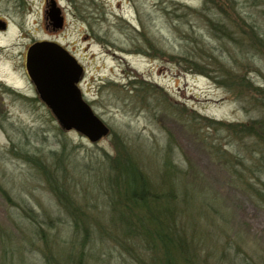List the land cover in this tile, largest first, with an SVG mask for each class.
<instances>
[{
  "label": "rangeland",
  "instance_id": "rangeland-1",
  "mask_svg": "<svg viewBox=\"0 0 264 264\" xmlns=\"http://www.w3.org/2000/svg\"><path fill=\"white\" fill-rule=\"evenodd\" d=\"M26 1L0 4V264L161 263L124 234L118 156L189 244L176 264H264V173L251 171L264 140L247 130L264 124V0L91 3L90 28L70 21L58 38L110 129L96 142L18 94L32 93L23 45L51 36L42 0Z\"/></svg>",
  "mask_w": 264,
  "mask_h": 264
},
{
  "label": "water",
  "instance_id": "water-1",
  "mask_svg": "<svg viewBox=\"0 0 264 264\" xmlns=\"http://www.w3.org/2000/svg\"><path fill=\"white\" fill-rule=\"evenodd\" d=\"M49 15L56 19L53 11ZM27 70L40 99L65 129H74L91 142L109 133V127L83 98L78 86L82 65L60 44L34 42L27 53Z\"/></svg>",
  "mask_w": 264,
  "mask_h": 264
},
{
  "label": "trees",
  "instance_id": "trees-1",
  "mask_svg": "<svg viewBox=\"0 0 264 264\" xmlns=\"http://www.w3.org/2000/svg\"><path fill=\"white\" fill-rule=\"evenodd\" d=\"M249 126L247 130L250 135H255L259 141L264 140L262 138L264 137V124L260 125V131L254 129L252 125ZM263 160L262 156L257 163L260 168L251 169L252 173L254 171L264 173ZM122 166L125 168V175L122 170L120 171ZM112 167L115 170L114 178L117 180L122 178L124 186L125 197H118L121 204L120 221L123 223L124 234L131 239L141 241L148 239L149 244H146L148 247L160 248L162 262L157 264H176L173 249L177 247L186 250L190 246L185 238L176 237L174 231L176 223L168 217L171 213L167 211L168 206L160 205L158 212L151 210V203L156 201L158 204L161 198L154 195L149 181L131 159H126L125 164L122 165L118 156L113 160ZM0 191L5 194L1 186ZM257 194L264 197L263 191Z\"/></svg>",
  "mask_w": 264,
  "mask_h": 264
},
{
  "label": "flooded vegetation",
  "instance_id": "flooded-vegetation-1",
  "mask_svg": "<svg viewBox=\"0 0 264 264\" xmlns=\"http://www.w3.org/2000/svg\"><path fill=\"white\" fill-rule=\"evenodd\" d=\"M15 1L16 3L20 2L21 7H25V3L27 2L26 0H15ZM94 1L96 0H42L41 2L42 12L47 24L50 25L51 36L40 39H31L26 44L23 45V51H22L23 63L21 65L22 74H23V79L27 84L26 87L32 93L29 94L26 91H19L18 94H20L21 97L26 99H33L41 103L42 105H45V102L40 99L36 85L31 79L30 74L28 73L27 70V53L29 47L34 42L49 40L60 44L71 55L75 56L74 53L70 49H68L67 45L61 43V40L58 38V36L65 33V29L70 21L71 23H75L74 21H78L81 24L85 23L88 26V28H90V23H88V20L91 15L89 6ZM2 2H10V0H0V4ZM50 11H53V14L55 15L56 19H52L50 17L49 15ZM7 29H8V23L0 14V32L4 33L7 31ZM83 32L85 33L83 39H88L89 37L88 31L84 30ZM82 78L83 77L80 78L78 82V86H81ZM82 96L84 98L83 93Z\"/></svg>",
  "mask_w": 264,
  "mask_h": 264
}]
</instances>
